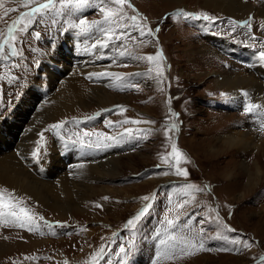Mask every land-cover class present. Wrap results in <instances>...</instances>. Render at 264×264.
Returning <instances> with one entry per match:
<instances>
[{"label": "rangeland", "instance_id": "1", "mask_svg": "<svg viewBox=\"0 0 264 264\" xmlns=\"http://www.w3.org/2000/svg\"><path fill=\"white\" fill-rule=\"evenodd\" d=\"M169 2L129 0L131 7L123 6L126 18L112 25L125 35L108 47H93L103 38L100 28L108 24L86 31L73 24L103 21L101 7H120L110 0H88L64 15L49 11L27 32L14 33L16 40L9 43L18 55L0 59V176L7 172L20 187L9 189L0 181V191L6 201H22L18 207L31 210L39 229L29 231L6 223L11 217H0V264H264V152L259 150L264 147V117L257 110L245 111L247 98L237 94L242 89L226 92L216 85L222 70L251 71L250 60L264 63V23L251 20V28L241 27L234 22L253 14L242 20L221 15L205 7L204 0H185L187 7ZM35 6L0 0V42L8 39L13 22ZM133 15L141 27L158 31L141 37L127 19ZM245 48L251 51L246 59L236 53ZM161 49L163 76L146 59ZM10 51L5 46V54ZM219 55L233 65L219 64ZM76 70L87 95L68 110L60 107L58 97ZM61 121L63 128H51ZM172 124L177 127L169 130ZM227 132L237 138L249 133L247 143L258 148L259 154L248 157V168L258 166L262 178L251 191L247 177L225 186L219 175L230 156L218 154L211 163L203 149L208 141L216 149ZM173 143L186 155L187 162L178 167L187 170V177L176 174ZM146 205L150 207L136 226H128ZM168 220L175 222L174 229ZM166 230L199 233L212 250L187 255L176 247L157 260Z\"/></svg>", "mask_w": 264, "mask_h": 264}, {"label": "snow or ice", "instance_id": "2", "mask_svg": "<svg viewBox=\"0 0 264 264\" xmlns=\"http://www.w3.org/2000/svg\"><path fill=\"white\" fill-rule=\"evenodd\" d=\"M36 3L35 7H32L30 11L23 13L19 20L14 21L13 24L8 28V39H5L3 42H0V59H8L10 56H17L18 52L16 50L15 44H10L9 41H15L16 36L15 32L17 30L27 32L28 28L33 25V23L37 22V17L42 18L44 15H47L49 11H55L58 15H64L67 14L70 10L76 9L79 10L82 7H84L88 0H46V2L39 3L38 0H24L25 6ZM110 2L114 5L120 6L118 8H112L108 6H103L100 8V11L104 14V20L100 22H92L89 24L84 19H81L78 24H73V27H79L82 31H86L94 26H99L100 24H108L109 27L107 28H100V32L103 33L102 39H97L95 44H93V47H96L99 45L100 47H108L109 42L115 43L116 40L121 39L125 33L120 32L117 34L115 29L112 27V25H118L120 20L125 19L126 17L123 15V6L127 5L131 7V4L129 3V0H110ZM57 4H59V7H57ZM185 16H192L191 13H182ZM25 17H27V23L25 24V27L22 29H18V25L20 23H23L25 20ZM197 19L201 18L199 15H196ZM127 19L131 20L132 27H135L138 29L139 34L141 37L144 36H153L155 34V31L152 28L147 27V25H144L143 27L140 26V23L138 22V17L133 15L131 17H127ZM203 19H213L212 17H209L207 15L203 16ZM234 24H239L241 27H248L251 28V18L249 20H244L242 22H234ZM40 32H35L36 38L40 37ZM5 46H8L11 51L8 55L5 54ZM131 55V53H129ZM261 57L264 58V52L261 53ZM139 59V57H137ZM148 61L155 62L156 64V72L158 75L163 76L164 69L159 63L160 61H163L165 59L163 55V50L161 49L156 55H148L146 57ZM91 76H95L97 78H100L102 74L99 73H92ZM245 96H247V93H244ZM171 101L169 100V103ZM264 107V105H259L255 103H248L245 105V111L248 113H252L254 109H260ZM175 115V114H174ZM91 119V117H89ZM146 123H153L152 121H145ZM111 123V122H110ZM124 123H141V121H124ZM65 122L61 121L57 124L51 125V128L53 129H60L64 127ZM177 126L175 124H172L170 126V129H174ZM262 128H264V124L261 125ZM131 131L130 129L128 130ZM42 135V134H41ZM85 136H93L95 135L98 139L103 137L105 139L114 140L115 137H108L103 132H85ZM37 152H39V149H37ZM33 155H36L34 153ZM172 156L175 158V163L177 165L176 167V174L177 175H183L187 177L189 173L186 169H181L178 167V165L181 163L182 160L184 162H187L186 155L179 150L177 145L175 143L172 144ZM167 159V158H165ZM190 187L196 188L195 185H191ZM6 191V190H5ZM107 199V198H105ZM145 201L149 200L148 196H145L142 198ZM19 203H23L22 201L18 203H13L11 199H8L6 201L4 196V191H0V217H11L12 219L10 221H5L6 223H14L20 228H27L29 231L38 230L39 224L37 223L36 217L34 214L31 213V210L26 207H18ZM97 207H102L101 205H97ZM148 207L150 205H146L145 208L134 218L128 220L127 224L128 226L135 227L136 223L140 221L141 217L147 212ZM183 207V205H181ZM2 209H7V211H2ZM18 209V210H17ZM39 220L43 221L44 217H39ZM167 224L169 225L170 229H174L176 227V224L173 220H168ZM63 226V225H61ZM48 227L51 228V223H48ZM167 240H162L161 244L164 246L163 250L157 253V260L161 258V256L169 257V254L175 251L176 247L180 248V251L187 255H194L196 252L199 251H211L212 249H209L205 246V243L203 239L200 237L199 233H181L177 234L172 231H168ZM234 231V230H233ZM55 234V233H53ZM159 235V234H158ZM169 241L175 242L174 244H169ZM233 243H236V241H233ZM247 246V245H246ZM222 251H227L229 249H220ZM103 249H101V252L97 254V256L102 255ZM120 251L123 253L125 252V248H121ZM96 259V257H94ZM67 264V262H65ZM153 264H156V261L153 262Z\"/></svg>", "mask_w": 264, "mask_h": 264}, {"label": "bare ground", "instance_id": "3", "mask_svg": "<svg viewBox=\"0 0 264 264\" xmlns=\"http://www.w3.org/2000/svg\"><path fill=\"white\" fill-rule=\"evenodd\" d=\"M183 1L185 0H170V2H173L176 5L182 4V6L187 7L186 3H183ZM204 1H205V7L217 9L218 12L221 13V15H228L230 17L242 20V18H245L246 16L253 14L251 19L253 20V22H255V20H258L259 22L264 23V0H252V1L251 0H204ZM170 2L168 4H171ZM255 4H257V6ZM257 8H259V10H257ZM260 13L263 15V17L260 15ZM223 47H225L227 50H230L231 45L229 44V42L227 43V41L226 42L224 41ZM207 50L210 53H212L213 51L212 48H208ZM236 53L242 58L246 59V56L250 54L251 51L245 48L238 50ZM226 58L227 57H225L224 55H219L216 60L219 64L224 63L223 61H225L227 63L226 67L233 65L232 61L227 60ZM211 60L214 59L209 58L210 63ZM253 60H250L251 63H248L250 64L251 71H247L242 67H240L238 71L222 70L220 77L216 79V85L218 86V88H223L226 92L242 89V91L244 93H247L248 95L245 96L244 93L240 95L238 91L237 93L238 96L240 97L242 96V98L243 97L247 98L248 103L264 105V63ZM63 85L66 86V88H65V92L61 94L60 97H58V102L60 104V107H64L69 110L73 106L78 105V102L80 101L82 102L85 99L87 95V87L82 84L81 71L79 72L76 70L74 73H72L70 78L66 80ZM256 110L259 111L261 115L264 117V107L260 109H254L253 112ZM218 118L219 117L214 118V121H212L213 126L217 125L216 122ZM263 121L264 120H262V122ZM231 133H233V135H231ZM249 137H250L249 133L245 134L240 138H237V134L235 132H227L225 141H223L221 137L218 138V141H221V143L216 147V149L214 148L215 143L213 141L210 142L208 141L209 144L203 147L205 153L210 157L211 163L215 162L214 158H216V156H219L220 154L230 156V160H229L230 162H228L226 166H224L225 169L221 171L219 175V177L225 181V186L231 183L232 184L240 183V180L243 177H247L248 178L247 189L251 191V189H253V187H255L256 185L255 182L259 181L262 178V172L258 166L254 171H252L253 168L251 169L248 168L249 167L248 164L251 162L248 157H252L254 155L259 154V152H256L258 149L256 148L257 146H252L248 144L250 143ZM227 142H229L230 144H227ZM64 146L65 145H63V147ZM252 149L255 150L253 151ZM259 150L264 152V147H260ZM241 155L242 157H244V159L242 158L243 160L238 162L237 158H239V156ZM81 166L84 167L83 164ZM18 170L23 172V174H25L26 172L25 168L24 169L20 168ZM11 177L12 176L6 172L3 174V177L0 176V181L5 182L9 189L20 187L19 183L14 178ZM52 191L55 192L54 190Z\"/></svg>", "mask_w": 264, "mask_h": 264}]
</instances>
